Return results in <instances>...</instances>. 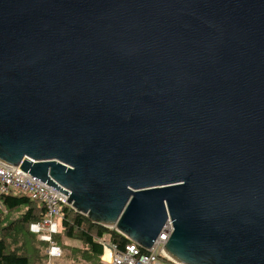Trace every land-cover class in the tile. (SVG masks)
<instances>
[{
  "label": "water",
  "instance_id": "obj_1",
  "mask_svg": "<svg viewBox=\"0 0 264 264\" xmlns=\"http://www.w3.org/2000/svg\"><path fill=\"white\" fill-rule=\"evenodd\" d=\"M0 163L178 264H264V0H0Z\"/></svg>",
  "mask_w": 264,
  "mask_h": 264
},
{
  "label": "trees",
  "instance_id": "obj_2",
  "mask_svg": "<svg viewBox=\"0 0 264 264\" xmlns=\"http://www.w3.org/2000/svg\"><path fill=\"white\" fill-rule=\"evenodd\" d=\"M0 206L5 210H0V264H48V257L43 252L48 243L39 241L29 231L31 223L43 218L45 206L14 192L0 194ZM15 212L19 213L16 219L12 217ZM61 237L80 244L60 246L69 252V259L92 264H98L101 259L105 238L116 246L117 251H122L130 243L114 229L93 224L68 206L61 208L60 229L53 241L58 245Z\"/></svg>",
  "mask_w": 264,
  "mask_h": 264
},
{
  "label": "built area",
  "instance_id": "obj_3",
  "mask_svg": "<svg viewBox=\"0 0 264 264\" xmlns=\"http://www.w3.org/2000/svg\"><path fill=\"white\" fill-rule=\"evenodd\" d=\"M8 192L19 193L45 206L43 218L31 223L29 231L41 241L48 243L46 255L49 264L60 259L63 252L53 241V237L59 232L61 208L68 206L67 199L59 196L57 190L50 186L0 163V194ZM170 230V224H167L151 249L144 252L132 242L125 245L122 251H117L116 246L110 244L112 254L109 264H178L160 253Z\"/></svg>",
  "mask_w": 264,
  "mask_h": 264
},
{
  "label": "rangeland",
  "instance_id": "obj_4",
  "mask_svg": "<svg viewBox=\"0 0 264 264\" xmlns=\"http://www.w3.org/2000/svg\"><path fill=\"white\" fill-rule=\"evenodd\" d=\"M0 210H3V208L0 206ZM3 211H5V210H3ZM19 215V213L18 212H15L13 215H12V217L14 218V219H16L17 218V216ZM37 239H39L38 237H37ZM107 241L106 242H104V247H103V254H102V256H101V259L98 261V264H104V262L106 263V264H109V260H110V258H111V254H110V258L108 259L107 257H105L106 255H107V252H106V250H108V248L110 247L111 248V246H110V243L108 242L109 240L107 239V238H105ZM39 241H40V239H39ZM56 241V240H55ZM57 242V241H56ZM45 243V242H44ZM58 243V242H57ZM46 245H47V243H46ZM58 245L59 246H64V247H71V246H80V244H78V242L77 241H74V240H67L66 238H64V237H61V241H60V243H58ZM38 246V245H37ZM48 246V245H47ZM47 246L44 248V250H43V252L46 254V248H47ZM106 247V248H105ZM62 249V252H63V254H62V257L60 258V259H58V260H56V261H52L50 264H92V263H88V262H84V261H74V260H71V259H69V257H68V255H69V252L66 250V249H64V248H61ZM106 252V253H105ZM109 252H111V251H109Z\"/></svg>",
  "mask_w": 264,
  "mask_h": 264
},
{
  "label": "bare ground",
  "instance_id": "obj_5",
  "mask_svg": "<svg viewBox=\"0 0 264 264\" xmlns=\"http://www.w3.org/2000/svg\"><path fill=\"white\" fill-rule=\"evenodd\" d=\"M106 252H107V255L105 257H107L109 259V250H106Z\"/></svg>",
  "mask_w": 264,
  "mask_h": 264
},
{
  "label": "crops",
  "instance_id": "obj_6",
  "mask_svg": "<svg viewBox=\"0 0 264 264\" xmlns=\"http://www.w3.org/2000/svg\"><path fill=\"white\" fill-rule=\"evenodd\" d=\"M59 229H60V226H59ZM72 241V240H71ZM108 250L110 251V249L108 248ZM112 252H109V258H110V254H111ZM49 264V263H48Z\"/></svg>",
  "mask_w": 264,
  "mask_h": 264
}]
</instances>
